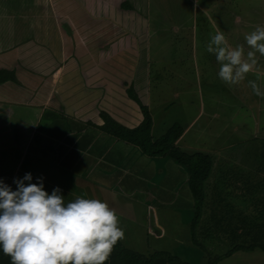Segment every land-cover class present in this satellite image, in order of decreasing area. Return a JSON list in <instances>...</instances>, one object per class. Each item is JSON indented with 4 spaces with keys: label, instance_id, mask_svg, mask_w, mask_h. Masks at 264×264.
I'll use <instances>...</instances> for the list:
<instances>
[{
    "label": "rangeland",
    "instance_id": "1",
    "mask_svg": "<svg viewBox=\"0 0 264 264\" xmlns=\"http://www.w3.org/2000/svg\"><path fill=\"white\" fill-rule=\"evenodd\" d=\"M3 1L5 3H0V6L6 7L7 0ZM141 4L145 10L136 12L140 17L116 15L114 19L111 18L110 29L113 35L117 33L118 26H120L123 30V38L119 43L113 40L115 42L112 49L113 54L110 58L99 60V63L108 67L109 71H123L121 74L125 73L124 79L128 81L131 79L133 85L140 88L136 94L143 104L146 103L150 107L148 108L153 118L151 130L153 139L159 137L174 122L187 127L188 123L194 119L193 126H189L190 132L181 141V145L186 147L180 149L185 152L203 151L211 155L214 169L210 181L206 183L208 194L211 184H216L217 167L226 164L229 168L234 163L232 162L234 151H245L247 155L249 150L264 148V97L254 95L248 86L247 81L255 79L252 73L248 74L245 81L238 85L228 86L222 82L217 75L219 65L215 56L206 51V45L210 37L215 34L214 22L215 26L224 32L232 46L244 44L247 51L245 35L258 25L264 26V0H198V3L197 0H141ZM137 17L144 18L146 24L140 22ZM0 27L8 30V21L2 19ZM121 46L125 47L123 53L120 52ZM257 57L261 68H264V57H260L259 54ZM82 74L85 76L83 71ZM120 77L119 75V85L122 79ZM81 82L85 83L83 79ZM52 89V96L49 98L58 99L62 96L61 100L66 99L64 92H58L53 87ZM105 94H108L107 89ZM124 95L129 101L126 104L133 103L135 106V103L127 98L126 92ZM70 103H73L72 109H67L72 112L71 117L63 118L62 124L53 126L50 132L62 135L63 131L65 133L63 140H65L69 132H66L64 128L68 124L70 136L77 135L80 145L75 153L71 149H65L57 156L54 163H57L61 169L59 173L53 174V177L59 178L50 182L43 179L44 190L50 194L53 188L59 187L66 203L76 196L105 199L119 212L117 214L120 218V227L125 232L121 242L127 244L126 246L142 254H148L152 250H167L187 259L191 264H203L201 250L190 243L187 226L186 238L184 237L185 226L183 224L186 221L189 222L193 216L190 202L178 201L175 204L171 201L174 195L182 197V191L186 190L187 193L189 191L186 184L187 173L184 168L180 165L182 173L178 166L176 172L170 174L175 186H179L178 192L180 193H176L174 188L166 190L170 194L165 193L168 195L164 196V201L161 203L167 205L160 207L158 216L164 233L163 237H157L158 233L151 220L155 217L150 216L151 219L146 223L140 210L136 214L128 205L119 207L113 202L117 199L113 193L116 194L119 191L113 187V183L116 182V187L121 186L123 182L122 180L117 182V178L127 173L128 183L130 177L139 175L142 170H144V177L139 176L145 181L155 175L149 188L143 187V192L138 191L132 194V197H123L131 202L133 199L142 200V197L148 195V200H150L152 196L157 195L154 187L161 186L160 177L163 167L159 166V160L148 157L149 162L145 163L143 159L137 160L130 168H126L132 162L128 160L132 156L130 153L119 156L116 160L118 166L114 165L113 168H109L110 156L108 154L111 151L116 153L115 145L111 147L115 140L112 138L108 140V135L90 123L81 125L78 123L95 112L94 99L90 102L91 106L85 105L82 115L79 110L83 102L80 105L74 98H70ZM103 106H106L105 103H99L100 108ZM87 107L91 109V112ZM136 108L139 111V108ZM112 110L118 111L115 108ZM139 113L141 121L142 115L140 111ZM57 119L60 121V117ZM178 140L176 141L177 146L179 145ZM38 142L39 140L36 141ZM39 147L40 151L36 150L34 155L32 154L34 150H32V153L30 151L24 156L22 165L23 170L28 167V171L34 173L32 183H37L38 176H43L41 173L43 167L48 165L44 160H47V157L43 156L44 150L46 153V148L43 149L45 144ZM259 161L260 157H258L257 165ZM87 162L92 167L87 179L95 187L84 190L81 189L83 184H77L73 177L75 172H80L88 164ZM104 163H107V167ZM63 172L65 175L63 178L67 180V184L62 179L61 173ZM71 180H73L72 183ZM4 183L9 185V181ZM126 186L128 190L124 191L125 193L134 188L129 184ZM62 187H66L64 192ZM12 190H16V186ZM187 198L192 201L190 194ZM150 204L147 206L149 207ZM251 209L253 213V204H251ZM134 216H138L136 223L142 226L143 230L127 227V223ZM147 226L150 229L147 230ZM221 238H224L223 234ZM221 238L215 239L214 242L208 241L207 246L216 245V243L220 245ZM219 250L220 248L214 249V251ZM217 264H264V251L260 249L251 252L237 251Z\"/></svg>",
    "mask_w": 264,
    "mask_h": 264
},
{
    "label": "crops",
    "instance_id": "2",
    "mask_svg": "<svg viewBox=\"0 0 264 264\" xmlns=\"http://www.w3.org/2000/svg\"><path fill=\"white\" fill-rule=\"evenodd\" d=\"M0 3L5 2L2 0ZM143 9L141 0H7L6 7L0 6V21L2 19L8 21V30L0 27V69L12 70L16 78V80H6L0 83V180L3 183L9 181L11 188L16 186L13 180L19 174L28 173V167L22 169L24 156L28 155L30 151L32 153V150H34L33 155L36 150L40 151L41 144H45L43 149L46 148V153L44 150L45 155L43 153V156L47 157V160H44L48 164L43 167L41 172L43 179L50 182L59 178L53 177V174L59 173V169H61L57 163H54L57 156L65 149H71L75 153L80 145L77 135L70 136V127L66 120L64 122L67 126L64 130L69 132L68 138L63 140L65 137L63 131L62 135L50 132L53 126L62 124L63 118L71 117L72 112L68 109H72L73 103H70V98H74L80 105L83 102L81 110H79L81 115L85 105L91 106L90 102L94 99L95 112L92 116L84 117L79 121L80 125L83 123L101 124L100 110L107 112L126 126H135L140 122V110L138 111L136 108L138 106L135 102L136 107L133 103L126 104L129 101L125 99L126 95H124L125 84L133 85V81L125 80V73L121 74L123 71H109L108 67L99 63V60L110 58L115 43L113 40L119 43L123 38V30L120 26H118L117 33L113 35L110 29L111 18L114 19L116 15L140 17L136 12ZM138 20L146 24L144 18H138ZM100 45L101 47H99ZM102 48H104L103 51ZM124 49L125 47L121 46L120 52L123 53ZM119 75L122 77L120 85L118 84ZM82 79L85 83L81 82ZM115 80L116 82H114ZM52 87L58 92H64L66 99L61 100L62 96L58 99L49 98L52 96ZM133 87L136 92L140 90L137 86L133 85ZM106 89L108 94H105ZM99 103H105L106 106L100 108ZM132 107L135 108L131 109ZM87 108L91 112V109ZM112 108L118 111L112 110ZM58 117H60V121H58ZM73 120L76 122L74 118ZM193 120L188 123L187 127H183L184 132L178 140L180 148L186 147L181 145V141L190 132L189 126H193ZM109 138L108 140H110ZM38 140L39 142L36 143ZM112 145H115L116 153L111 151L108 154L110 156L108 159L109 168H113L114 165L118 166L116 160L119 159V156L130 153L132 156L128 160L132 162L126 168H130L137 160L143 159L145 163L149 162L148 156L142 155L134 145L121 141H114L111 147ZM234 152L232 160L234 163L229 168L226 167V164L217 167L215 185L221 189L229 180L234 195L236 194L234 196L236 198H233L234 204L243 210L248 208L252 211L251 204L255 205L258 198L255 190L258 176L257 161L259 154L264 153V148L249 150L247 155H245V151L236 150ZM155 159H158L159 166L163 167L160 177L161 186L154 187L157 195L152 196L150 200H148V195H145L142 200L133 199L131 202L123 198L124 196L132 197V194L138 191L143 192V187L149 188V185L152 184L155 175L145 181L139 176L144 177V170H142L139 175L130 177L128 183L126 181L128 173L117 178V182L122 180L123 184L116 187V182L113 183V187L119 190L116 194L113 193L117 198L113 202L119 207L128 205L136 214L140 210L146 223L151 219L150 216L155 217L151 220L156 233H158L156 236L163 237L164 228H162L158 216L160 207L167 204H162L161 201H164V196L170 194L166 190L174 188L176 193H180L178 192L179 186H175L170 176L171 173L176 172L180 165L167 157H156ZM104 166L107 167V163H104ZM91 169L92 167L88 163L80 172H75L73 179L75 178L77 184H83L81 189L88 190L95 187L87 179ZM213 169L214 167H212V171ZM212 171L206 183L210 181ZM180 172L182 173L181 166ZM259 175L263 176L262 172H259ZM61 176L67 184V180L63 178L65 177L64 172L61 173ZM126 184L134 187L127 193L124 192L128 190ZM62 189L64 192L66 187H62ZM245 190H248L247 198ZM181 194L182 197L174 195L171 201L175 204L178 201L190 202L193 208V200L187 198V195L190 194L189 191L188 193L186 190L182 191ZM208 194L206 191V202ZM148 204H150L149 207ZM116 212L119 213L118 210ZM137 217L131 218L132 220L127 223L128 228L135 230L143 228L137 225ZM188 223L186 221L183 224L185 226L184 237L186 226L188 231ZM148 229H150L149 226H147ZM0 264L10 263L8 260H3L0 261Z\"/></svg>",
    "mask_w": 264,
    "mask_h": 264
},
{
    "label": "clouds",
    "instance_id": "3",
    "mask_svg": "<svg viewBox=\"0 0 264 264\" xmlns=\"http://www.w3.org/2000/svg\"><path fill=\"white\" fill-rule=\"evenodd\" d=\"M213 26L215 34L206 51L215 56L219 79L233 86L252 73L255 79L248 80V86L264 97V68L257 57H264V26L245 35L247 51L244 44L232 46L214 22ZM31 181L26 173L13 180L12 190L0 180V250L11 264H106L125 236L115 208L84 196L66 203L59 187L49 194L43 177Z\"/></svg>",
    "mask_w": 264,
    "mask_h": 264
},
{
    "label": "trees",
    "instance_id": "4",
    "mask_svg": "<svg viewBox=\"0 0 264 264\" xmlns=\"http://www.w3.org/2000/svg\"><path fill=\"white\" fill-rule=\"evenodd\" d=\"M6 80H16L14 72L0 69V83ZM125 92L128 98L138 106L142 115L141 121L136 126H126L107 112L100 110L99 116L102 123L92 125L112 140L134 145L142 155L151 158L167 157L184 168L187 173L186 184L193 200V216L188 223L189 239L193 246L201 250L202 263L217 264L220 260L241 250L264 251V153L261 152L258 156L260 161L255 182L258 198L254 205L256 210L253 213L234 204L233 198H236L234 197L236 194L234 195L229 180L221 189L213 184L206 202L205 186L213 165L211 155L203 151L181 150L176 145V141L183 134L184 128L177 122L153 139L151 134L153 118L150 109L140 101L131 83L125 84ZM35 138L38 139V137ZM259 172H262L263 176H260ZM30 174L33 177L34 173ZM24 175L25 173L19 174L17 178L22 179ZM244 192L247 198L248 190ZM221 234L224 238H221ZM217 238H221L220 245L216 243V245L207 246L208 241L214 242ZM126 245L120 240L106 264H191L174 252L152 250L148 254H142ZM217 248L220 250L214 251ZM3 260H8L11 264V258L0 252V261Z\"/></svg>",
    "mask_w": 264,
    "mask_h": 264
}]
</instances>
